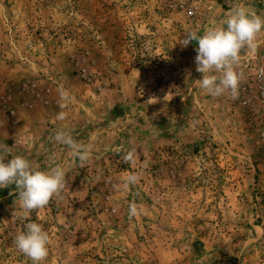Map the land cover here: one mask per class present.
<instances>
[{
	"label": "rangeland",
	"instance_id": "obj_1",
	"mask_svg": "<svg viewBox=\"0 0 264 264\" xmlns=\"http://www.w3.org/2000/svg\"><path fill=\"white\" fill-rule=\"evenodd\" d=\"M240 4L264 17V0H0V151L66 173L28 214L0 189V264H32L13 243L29 222L50 235L41 264H264V30L235 98L202 90L198 44H179Z\"/></svg>",
	"mask_w": 264,
	"mask_h": 264
},
{
	"label": "clouds",
	"instance_id": "obj_2",
	"mask_svg": "<svg viewBox=\"0 0 264 264\" xmlns=\"http://www.w3.org/2000/svg\"><path fill=\"white\" fill-rule=\"evenodd\" d=\"M264 30V17L249 11L243 4L233 7L228 14L216 23L210 24L203 30L187 33L179 44L187 47L190 42L196 41L195 49L196 71L202 73V78L195 83L207 94L219 97L230 92L233 98L238 94L240 74L235 70L240 62V52L245 47H254L258 34ZM67 100V94L61 93ZM155 98H150L151 101ZM61 109L66 104L60 105ZM66 113L62 110L57 119L63 120ZM54 139L71 150L82 163L89 159V151L79 144L65 130H57ZM0 151V189L15 185L18 190V199L24 214L47 206L51 198L58 195L66 185V173L62 166L57 165L48 171L38 170L32 162L24 156L16 155L7 159V145ZM129 152L125 157L131 158ZM7 160V162H6ZM136 175H129L127 182L134 184ZM137 209L134 205L129 207V215L134 216ZM16 249L31 260L32 264H41L49 254L51 243L49 233L36 222H29L25 230L17 234L13 241Z\"/></svg>",
	"mask_w": 264,
	"mask_h": 264
},
{
	"label": "built area",
	"instance_id": "obj_3",
	"mask_svg": "<svg viewBox=\"0 0 264 264\" xmlns=\"http://www.w3.org/2000/svg\"><path fill=\"white\" fill-rule=\"evenodd\" d=\"M225 4L229 3H242L246 0H223ZM254 95L253 98L249 99V102H256L260 107H264V57L261 59L260 63L257 65L254 71L253 78Z\"/></svg>",
	"mask_w": 264,
	"mask_h": 264
}]
</instances>
